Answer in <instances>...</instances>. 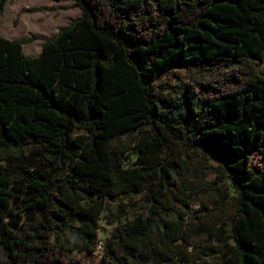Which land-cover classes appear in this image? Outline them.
<instances>
[{
	"label": "trees",
	"instance_id": "trees-1",
	"mask_svg": "<svg viewBox=\"0 0 264 264\" xmlns=\"http://www.w3.org/2000/svg\"><path fill=\"white\" fill-rule=\"evenodd\" d=\"M52 1L80 17L48 38L0 33V264H90L67 255L99 242L101 264H264V173L249 165L264 158V0ZM175 69L183 89L158 92ZM187 187L193 204L223 198L191 216Z\"/></svg>",
	"mask_w": 264,
	"mask_h": 264
},
{
	"label": "rangeland",
	"instance_id": "rangeland-1",
	"mask_svg": "<svg viewBox=\"0 0 264 264\" xmlns=\"http://www.w3.org/2000/svg\"><path fill=\"white\" fill-rule=\"evenodd\" d=\"M8 6L3 14L0 16V33L2 37L12 40L19 39L22 37H30L39 35L42 37H50L58 32L59 28L67 25L70 21L77 19L81 11L78 8H74L72 1L56 3L52 0H7ZM30 8H43V11L29 13L25 10ZM52 8L53 10H47ZM155 19L159 26L166 25L169 13H161L156 11L154 13ZM42 41L36 40L28 46H23L22 50L25 55L36 56L40 52ZM257 71L264 76V60L261 62L255 61ZM156 90L158 92H167L169 90H182L186 84L185 74L182 70L175 69L167 72L162 78L158 79L155 83ZM165 113V112H163ZM169 116V113L165 114ZM75 133L82 134L81 131H75ZM120 141H125L121 139ZM212 164V170L210 171L207 180L217 181V177L220 174V170L217 168L215 163ZM249 165L252 169L257 172L264 173V158L258 154L251 156ZM220 177V176H219ZM223 192H229V200L227 205L234 208L236 206V193L233 188H230L229 184H224L221 187ZM190 187H187L183 191V199L187 203L186 208H182L184 211H189V215H193L192 211H196L200 206L209 205V199H215L220 201L223 198V194H214L210 197L199 200L198 204H193V194ZM134 196H121L116 199L123 205H127V208L122 210V221L124 222L127 218L131 217L132 207L130 203L137 200ZM181 209V208H180ZM205 213V212H202ZM113 226L108 225L106 221L105 213L102 214L99 220V240L103 241L109 237ZM101 252L86 253V252H74L68 254L67 258L71 260H80L90 264H101ZM0 262H6V252L0 248Z\"/></svg>",
	"mask_w": 264,
	"mask_h": 264
},
{
	"label": "built area",
	"instance_id": "built-area-1",
	"mask_svg": "<svg viewBox=\"0 0 264 264\" xmlns=\"http://www.w3.org/2000/svg\"><path fill=\"white\" fill-rule=\"evenodd\" d=\"M101 250H102V245H101V242H99L97 246V252H100Z\"/></svg>",
	"mask_w": 264,
	"mask_h": 264
},
{
	"label": "crops",
	"instance_id": "crops-1",
	"mask_svg": "<svg viewBox=\"0 0 264 264\" xmlns=\"http://www.w3.org/2000/svg\"><path fill=\"white\" fill-rule=\"evenodd\" d=\"M21 1H22V0H21ZM53 2H55V1H53ZM61 2H67V1H61ZM61 2H56V3H61ZM7 6H8V4L5 5V9L7 8ZM4 11H5V10H4ZM79 17H80V16H79ZM79 17H78V18H79ZM55 34H57V33H55ZM55 34H54V35H55ZM52 36H53V35H52ZM50 37H51V36H50ZM41 45H42V43H41ZM40 50H41V48H40Z\"/></svg>",
	"mask_w": 264,
	"mask_h": 264
}]
</instances>
